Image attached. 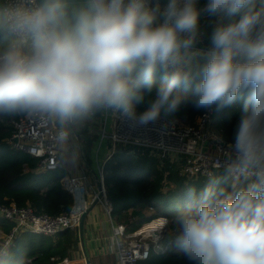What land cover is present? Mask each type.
<instances>
[{
	"label": "clouds",
	"instance_id": "1",
	"mask_svg": "<svg viewBox=\"0 0 264 264\" xmlns=\"http://www.w3.org/2000/svg\"><path fill=\"white\" fill-rule=\"evenodd\" d=\"M0 0V117L138 125L243 100L240 177L190 192L171 218L189 264H264V0ZM202 15L209 47L194 53ZM199 56V60L195 57Z\"/></svg>",
	"mask_w": 264,
	"mask_h": 264
},
{
	"label": "trees",
	"instance_id": "2",
	"mask_svg": "<svg viewBox=\"0 0 264 264\" xmlns=\"http://www.w3.org/2000/svg\"><path fill=\"white\" fill-rule=\"evenodd\" d=\"M204 0L199 6L203 7ZM211 18L202 15L200 27L204 46L209 47L208 35ZM199 60L198 58H195ZM243 100L238 98L228 108L217 110L214 106L213 129L225 141H233L234 126L240 115ZM205 110H197L191 104L180 111L161 118L177 120L184 126H193L195 119ZM0 117V205L14 204L30 207L36 214L56 217L68 213L73 207V199L62 186L66 175H71L69 161L55 171L40 172L37 161L29 155L16 151L8 144L13 130L11 122L24 116ZM181 159L169 162L151 156L142 148L119 144L115 152L105 162L103 184L106 200L111 208V219L130 235L145 223L165 218L168 221L165 235L160 245L163 251H151L148 259L140 264H189L174 244V226L171 218L178 207L190 199V192H199L205 186L213 189L231 183L227 172L215 173L211 179H187L179 175ZM11 225L0 222V229L10 230ZM79 252L78 229H67L54 237L25 234L16 239L7 256L0 264H55L64 257H76Z\"/></svg>",
	"mask_w": 264,
	"mask_h": 264
},
{
	"label": "built area",
	"instance_id": "3",
	"mask_svg": "<svg viewBox=\"0 0 264 264\" xmlns=\"http://www.w3.org/2000/svg\"><path fill=\"white\" fill-rule=\"evenodd\" d=\"M164 0H161L163 8ZM204 46L203 33L199 43L193 49L196 53ZM195 58L199 59V56ZM108 115L109 110H101ZM114 122L109 134L105 131V122L100 131L101 140L107 139L109 157L119 144L142 148L161 159L174 162L181 159L179 175L187 179H211L215 173H228L230 181L242 179L234 167L237 155L232 148L233 141H225L213 129V111L205 110L194 122L193 126H184L177 120L169 121L161 118L155 123L138 125L128 121L114 112ZM12 136L8 144L12 149L21 151L37 161L40 172L55 171L60 167L62 144L68 138L65 129H59L56 121L43 115L25 114L13 120ZM80 171V169H79ZM97 182L103 187V204L110 215L103 184V172L100 171ZM63 189L73 199L72 209L56 217L36 214L30 207H17L14 204L0 205V222L11 225L10 230L0 229V259L7 256L17 238L25 234L54 237L67 229H78L81 215L97 198L98 190L86 183L84 176L66 175L62 180ZM168 221L156 218L145 223L136 232L125 235L121 225L112 227L115 246V264H140L145 262L151 251H163L160 242L165 235ZM55 264H74L70 257H64Z\"/></svg>",
	"mask_w": 264,
	"mask_h": 264
},
{
	"label": "crops",
	"instance_id": "4",
	"mask_svg": "<svg viewBox=\"0 0 264 264\" xmlns=\"http://www.w3.org/2000/svg\"><path fill=\"white\" fill-rule=\"evenodd\" d=\"M98 113H101V110L96 111L87 118L70 124L62 125L56 122L58 128L67 130L66 132L68 134V138L62 144L63 151L60 159L61 167L65 166L64 163L69 161L70 168L73 167V172H69L71 173V176H84L86 183L92 187L93 191L97 190V177L109 158V144L103 149L101 147V142L105 139L99 141L98 146L93 151L94 143H97L98 140V138L95 139V136L97 135V137L99 136V139H101L100 131L104 122L106 131V121L108 119V115H106L104 121L105 114L98 117ZM96 118L99 119V125L96 124L95 121L94 123L92 122L93 119L95 120ZM111 118L114 119L113 115ZM113 122L114 120L110 123V130L112 129ZM81 123H86L87 125L83 131H80ZM92 153L94 154L92 155ZM84 154L89 155V163L85 161ZM99 156L102 157L101 162ZM92 157L95 162L94 169L92 168ZM75 164L80 168L78 173ZM115 226L116 224L112 221L111 216L107 214L106 207L103 204L98 203L85 218L83 227V245L79 244L80 251L83 246L84 253L88 258L94 259L98 257L100 258L101 255H106L101 258L106 257L110 260L113 259L115 262V241L112 236V227ZM73 260H77L76 257H73L72 261ZM78 262L79 261L77 260L76 263ZM73 263L76 264L74 261ZM83 264H85V261Z\"/></svg>",
	"mask_w": 264,
	"mask_h": 264
},
{
	"label": "rangeland",
	"instance_id": "5",
	"mask_svg": "<svg viewBox=\"0 0 264 264\" xmlns=\"http://www.w3.org/2000/svg\"><path fill=\"white\" fill-rule=\"evenodd\" d=\"M101 115H104V113H98V117H101ZM112 115H114V112L113 111H109V114H108V119H107V121H106V133L107 134H109L110 132H111V130H110V123L112 122V120H114V119H112L111 117H112ZM99 119L98 118H96L95 120L93 119V123H94V121H95V123L96 124H98L99 123V121H98ZM101 124H102V122H101ZM99 125V124H98ZM67 131V130H66ZM98 138V140H97V143H94V148H93V151H94V149L98 146V142L99 141H101V139H99V136L97 137V135L95 136V139H97ZM107 139H105V140H103L102 142H101V147H102V149L104 148V147H106L107 146ZM63 151V150H62ZM64 153V152H63ZM94 153H92V155H93ZM99 159H100V162H101V160H102V157H100L99 156ZM75 166H76V171H77V173L79 172V167H78V165H76L75 164ZM92 168L94 169L95 168V162H94V158L92 157ZM79 244H81L80 243V241H79ZM82 251V252H81ZM80 251V246H79V252H77V253H79V254H76V259L79 261L78 263L79 264H83L84 263V261L85 260H89V262H90V264H115V262H114V260L112 259V260H110L109 258H106V257H104V258H101V257H103V256H106V255H101V257L99 258H88L86 255H85V253H84V250L82 249ZM83 253V254H82ZM103 253H105V252H103ZM100 254H101V250H100ZM73 259V258H72ZM71 259V260H72ZM77 260H73L75 263L77 262ZM78 263H76V264H78Z\"/></svg>",
	"mask_w": 264,
	"mask_h": 264
},
{
	"label": "water",
	"instance_id": "6",
	"mask_svg": "<svg viewBox=\"0 0 264 264\" xmlns=\"http://www.w3.org/2000/svg\"><path fill=\"white\" fill-rule=\"evenodd\" d=\"M86 127H87L86 123H81L80 131H83ZM83 156H84L85 161L89 163V155L84 154ZM97 190H98L97 198L94 200L92 205L81 215V218H80V222L78 225V237H79V241L81 245H83L82 244L83 243V227H84L85 218L91 212V210L99 203V200L103 197V187L101 186L99 182H97ZM82 249H83V246H82ZM85 264H90L89 260H85Z\"/></svg>",
	"mask_w": 264,
	"mask_h": 264
}]
</instances>
